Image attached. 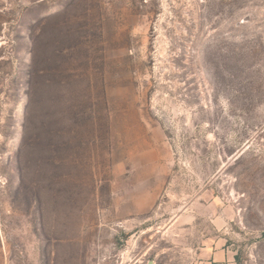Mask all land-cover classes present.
<instances>
[{
    "label": "rangeland",
    "instance_id": "rangeland-1",
    "mask_svg": "<svg viewBox=\"0 0 264 264\" xmlns=\"http://www.w3.org/2000/svg\"><path fill=\"white\" fill-rule=\"evenodd\" d=\"M0 264H264V0H0Z\"/></svg>",
    "mask_w": 264,
    "mask_h": 264
},
{
    "label": "crops",
    "instance_id": "crops-1",
    "mask_svg": "<svg viewBox=\"0 0 264 264\" xmlns=\"http://www.w3.org/2000/svg\"><path fill=\"white\" fill-rule=\"evenodd\" d=\"M212 261L208 264H229L226 252L220 250H213L211 254Z\"/></svg>",
    "mask_w": 264,
    "mask_h": 264
},
{
    "label": "bare ground",
    "instance_id": "bare-ground-1",
    "mask_svg": "<svg viewBox=\"0 0 264 264\" xmlns=\"http://www.w3.org/2000/svg\"><path fill=\"white\" fill-rule=\"evenodd\" d=\"M2 42H0V45L2 46V44H1Z\"/></svg>",
    "mask_w": 264,
    "mask_h": 264
}]
</instances>
